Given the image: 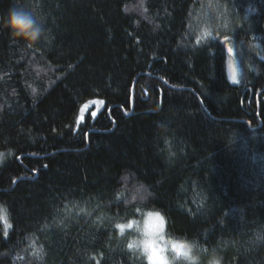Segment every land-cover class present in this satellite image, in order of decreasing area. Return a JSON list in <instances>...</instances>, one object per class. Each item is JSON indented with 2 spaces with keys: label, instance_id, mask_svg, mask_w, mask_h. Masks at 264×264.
<instances>
[{
  "label": "trees",
  "instance_id": "1",
  "mask_svg": "<svg viewBox=\"0 0 264 264\" xmlns=\"http://www.w3.org/2000/svg\"><path fill=\"white\" fill-rule=\"evenodd\" d=\"M13 6L48 39L0 29V264H142L117 225L147 212L224 264H264V0H0V16Z\"/></svg>",
  "mask_w": 264,
  "mask_h": 264
},
{
  "label": "clouds",
  "instance_id": "2",
  "mask_svg": "<svg viewBox=\"0 0 264 264\" xmlns=\"http://www.w3.org/2000/svg\"><path fill=\"white\" fill-rule=\"evenodd\" d=\"M0 29L13 39L34 47L48 39L43 20L32 10L13 6L0 16ZM153 193L140 186L137 203L144 205ZM133 251L142 264H224V256L216 248L205 250L198 239L161 230L158 221L141 216L135 226Z\"/></svg>",
  "mask_w": 264,
  "mask_h": 264
},
{
  "label": "rangeland",
  "instance_id": "3",
  "mask_svg": "<svg viewBox=\"0 0 264 264\" xmlns=\"http://www.w3.org/2000/svg\"><path fill=\"white\" fill-rule=\"evenodd\" d=\"M227 73H228V78H229L231 83H233V84H240L241 83L239 71H238L237 67L235 66V64L233 63L230 56H228V59H227ZM103 108H104V102L101 100H93V101L87 102L81 109V110H83V112L80 111V114L77 118V120H78L82 116V122L79 123V125L85 121V119L88 115H90L92 117V112L97 113L95 116V118H96ZM79 125L77 124L78 127H79ZM156 214H157L156 212H147L145 214V216L154 222L158 221L160 224L161 230H164L166 228L165 218L160 213H158L159 216H156ZM161 217L163 218L162 220L160 219ZM4 219L5 218L2 217V220L5 224L6 222L4 221ZM136 223H137V221H131L129 223L121 225L122 227L118 228L119 233L124 234L128 230L135 229ZM6 224H7L6 225V232H7L9 229L8 219H7ZM134 246H135V240L132 241V243H131V247L134 248Z\"/></svg>",
  "mask_w": 264,
  "mask_h": 264
},
{
  "label": "snow or ice",
  "instance_id": "4",
  "mask_svg": "<svg viewBox=\"0 0 264 264\" xmlns=\"http://www.w3.org/2000/svg\"><path fill=\"white\" fill-rule=\"evenodd\" d=\"M82 112H83V110H81ZM96 112H92V117L93 118H95V116H96ZM82 122V116L77 120V124L79 125V123H81ZM0 156H2V154H0ZM156 216H159V214L157 213L156 214ZM161 220L163 219L162 217L160 218ZM117 227L119 228V227H122L121 225H117Z\"/></svg>",
  "mask_w": 264,
  "mask_h": 264
}]
</instances>
